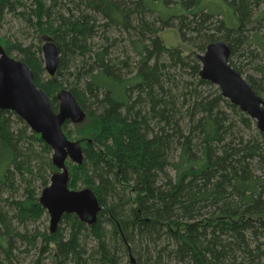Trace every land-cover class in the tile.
I'll use <instances>...</instances> for the list:
<instances>
[{"label": "trees", "instance_id": "obj_1", "mask_svg": "<svg viewBox=\"0 0 264 264\" xmlns=\"http://www.w3.org/2000/svg\"><path fill=\"white\" fill-rule=\"evenodd\" d=\"M151 1L0 0V49L55 112L69 90L86 113L68 188L91 189L102 208L51 232L41 197L62 171L41 135L0 110V264H264V134L200 75L207 46L225 42L264 100V0H221L238 26L205 0L168 20ZM15 23L13 40L2 31ZM46 41L59 51L54 77Z\"/></svg>", "mask_w": 264, "mask_h": 264}, {"label": "water", "instance_id": "obj_2", "mask_svg": "<svg viewBox=\"0 0 264 264\" xmlns=\"http://www.w3.org/2000/svg\"><path fill=\"white\" fill-rule=\"evenodd\" d=\"M46 72L54 77L59 67L56 44H43ZM0 110L14 112L30 129L41 135L53 152L54 165L63 174L53 177L43 191L42 205L50 217L51 232H55L64 215L87 214L95 222L101 206L91 189L68 188L67 161L75 165L84 162V152L78 143L71 142L63 131L67 123L81 124L86 113L69 90L59 94V111L55 112L43 90L37 87L34 74L22 61L16 60L0 49ZM231 49L227 43L216 41L207 46L200 56L201 78L217 86L224 98L247 113L264 134V100L249 81L230 63Z\"/></svg>", "mask_w": 264, "mask_h": 264}, {"label": "rangeland", "instance_id": "obj_3", "mask_svg": "<svg viewBox=\"0 0 264 264\" xmlns=\"http://www.w3.org/2000/svg\"><path fill=\"white\" fill-rule=\"evenodd\" d=\"M204 5L210 6L214 12L223 14L226 17V21H229L230 25H239L238 21L234 18L233 9L226 2L221 0H205ZM150 7L153 9L156 15L165 20L188 13V9L184 4V0H152L150 3ZM261 12L264 14V5L261 7ZM11 26H15V29H12ZM18 27L19 25H17L16 23L5 25L2 34H7L9 37H12L13 40L19 39L15 33V31L18 30ZM161 36L166 46L169 48L176 47L180 43V35L176 29H167L161 33ZM13 56L16 57L17 54L14 53ZM70 131H73V133L68 139L71 142L78 143L82 147L80 142V131L76 132L74 125L71 123L67 125L64 132L67 137L70 136ZM67 162L73 164V162L70 160H68ZM61 174H63V172ZM47 226H50V222L47 223Z\"/></svg>", "mask_w": 264, "mask_h": 264}]
</instances>
